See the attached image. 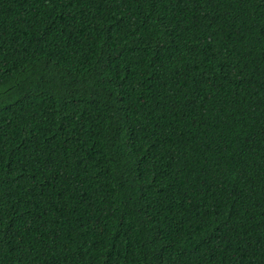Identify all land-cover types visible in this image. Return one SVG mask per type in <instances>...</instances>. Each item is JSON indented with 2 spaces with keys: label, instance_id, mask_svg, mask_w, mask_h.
I'll return each instance as SVG.
<instances>
[{
  "label": "trees",
  "instance_id": "1",
  "mask_svg": "<svg viewBox=\"0 0 264 264\" xmlns=\"http://www.w3.org/2000/svg\"><path fill=\"white\" fill-rule=\"evenodd\" d=\"M0 264H264V0H0Z\"/></svg>",
  "mask_w": 264,
  "mask_h": 264
}]
</instances>
